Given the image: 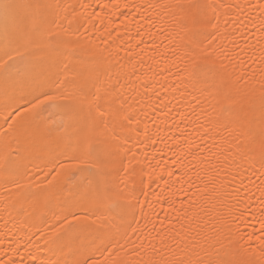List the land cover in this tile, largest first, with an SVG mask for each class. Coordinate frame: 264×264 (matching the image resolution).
Returning <instances> with one entry per match:
<instances>
[{"label": "snow or ice", "instance_id": "snow-or-ice-1", "mask_svg": "<svg viewBox=\"0 0 264 264\" xmlns=\"http://www.w3.org/2000/svg\"><path fill=\"white\" fill-rule=\"evenodd\" d=\"M0 264H264V0H0Z\"/></svg>", "mask_w": 264, "mask_h": 264}]
</instances>
